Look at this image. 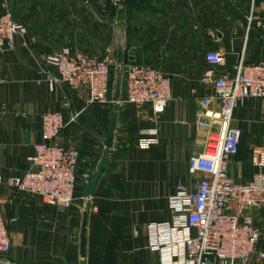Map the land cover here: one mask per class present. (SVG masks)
<instances>
[{
    "label": "crops",
    "instance_id": "0c3cea01",
    "mask_svg": "<svg viewBox=\"0 0 264 264\" xmlns=\"http://www.w3.org/2000/svg\"><path fill=\"white\" fill-rule=\"evenodd\" d=\"M109 1L113 13L103 12L100 21L88 11V0L14 1L15 17L21 11L32 16L16 18L27 29V46L0 53V178L21 177L30 169L33 147L41 141V117L47 113L64 116L67 125L57 143L74 147L79 160L70 209L51 208L0 184L1 215L16 220L8 232V264L179 263L178 235L185 233V214L177 209L179 187L192 195L201 179L189 174L188 160L201 154L204 145V133L196 127L198 101L213 93L204 74L213 70L216 78L232 79L241 60L246 65L264 62V0ZM62 48L109 58L118 66L138 63L155 69L171 78V100L156 116L150 106L128 105L124 86L110 94L108 105L91 107L85 106L84 89L58 84L51 91L45 75L56 72L44 60ZM208 53H222L225 64L210 66ZM114 113L108 161L85 198ZM232 126L241 138L229 160V176L243 183L255 173L251 150L264 147V99L237 106ZM245 216L264 230V211L248 210ZM257 251L264 252V236Z\"/></svg>",
    "mask_w": 264,
    "mask_h": 264
},
{
    "label": "built area",
    "instance_id": "2783aa9c",
    "mask_svg": "<svg viewBox=\"0 0 264 264\" xmlns=\"http://www.w3.org/2000/svg\"><path fill=\"white\" fill-rule=\"evenodd\" d=\"M10 1L1 0L0 53L12 52L18 44L27 46V29L14 18ZM205 58L212 67L225 64L222 53H208ZM44 65L56 72L55 76L45 75L51 91L58 84L71 91L84 89L86 107L110 103V71L115 63L109 58L96 59L62 48L48 55ZM122 68L126 103L137 109L150 106L154 115H161L171 100V78L146 66ZM203 82L213 88L211 97L198 101L196 127L204 133V145L201 154L188 160L189 174L201 179L192 195L179 187L177 209L185 214V233L178 235L182 256L176 264H263L264 252L257 251V246L264 230L245 212L264 211V147L251 150L255 173L246 182L236 183L229 176V160L237 154L241 138V131L232 126L234 110L245 100L264 99V62L246 65L241 60L232 79L216 78L209 70ZM66 125L61 113L43 115L41 141L33 147L30 169L21 177L0 178V184L38 198L51 208L70 209L75 202L79 152L57 143ZM83 178L88 182L89 175ZM15 223L4 220L0 212V264H8V232Z\"/></svg>",
    "mask_w": 264,
    "mask_h": 264
},
{
    "label": "rangeland",
    "instance_id": "374dc122",
    "mask_svg": "<svg viewBox=\"0 0 264 264\" xmlns=\"http://www.w3.org/2000/svg\"><path fill=\"white\" fill-rule=\"evenodd\" d=\"M14 1L15 0H11L10 5H11V10H12V13H13V16L15 19L16 18L19 19L21 16H32L30 11H29V13H27V12L23 13V11H21L18 14H16V17H15V14H14V3L15 2ZM89 2H91V3H90V5H88V11H91V13L93 14L94 21H95V19L100 21L101 14L103 12H106L109 14L113 13L112 7L110 8L111 2L109 0H107V1H105V0H90L89 1L88 0V4H89ZM1 14H2V10H1V0H0V15ZM16 21H17V19H16ZM88 49L93 50L94 47H89ZM93 55H95V53H93ZM88 57H90L89 53H88ZM96 59H99V58H96ZM121 67H123V66H118L115 63V65L112 67V69L110 71L111 95H113V96L118 94L124 86L125 71L123 70V68L121 69Z\"/></svg>",
    "mask_w": 264,
    "mask_h": 264
},
{
    "label": "water",
    "instance_id": "95a60500",
    "mask_svg": "<svg viewBox=\"0 0 264 264\" xmlns=\"http://www.w3.org/2000/svg\"><path fill=\"white\" fill-rule=\"evenodd\" d=\"M130 60L133 61V55L130 53L129 54ZM136 65H139L138 63ZM116 122H117V114L114 113L111 124L109 126V129L106 134L105 142H104V153L101 157V160L97 166L96 174L92 178V180L87 184V187L84 192V197L89 198L92 190L96 184V181L98 179L99 174L102 172L104 167L106 166V163L108 161L109 153L112 147L113 143V138H114V132L116 129ZM86 225H87V215L84 214L83 218V223H82V228H81V233H80V246H79V252H80V258L84 261L85 256H86ZM84 264V262H82Z\"/></svg>",
    "mask_w": 264,
    "mask_h": 264
}]
</instances>
